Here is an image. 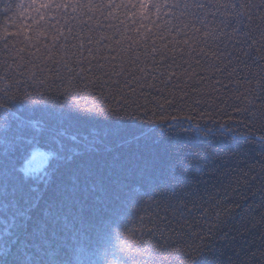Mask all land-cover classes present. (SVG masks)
Masks as SVG:
<instances>
[{
    "label": "snow or ice",
    "instance_id": "obj_1",
    "mask_svg": "<svg viewBox=\"0 0 264 264\" xmlns=\"http://www.w3.org/2000/svg\"><path fill=\"white\" fill-rule=\"evenodd\" d=\"M0 15V264H264V0ZM38 125L42 185L17 166Z\"/></svg>",
    "mask_w": 264,
    "mask_h": 264
},
{
    "label": "trees",
    "instance_id": "obj_2",
    "mask_svg": "<svg viewBox=\"0 0 264 264\" xmlns=\"http://www.w3.org/2000/svg\"><path fill=\"white\" fill-rule=\"evenodd\" d=\"M0 20H3L2 15H0ZM30 133L26 149L17 156V166L22 175L36 181V185H42L44 178L48 177L56 165L58 153L54 150L51 139L41 134L39 125L31 128ZM70 135L71 133H69ZM67 139L68 137H65V140ZM69 143L74 145L75 142L69 141ZM237 243L240 242L237 241ZM226 254L230 253L226 252Z\"/></svg>",
    "mask_w": 264,
    "mask_h": 264
}]
</instances>
